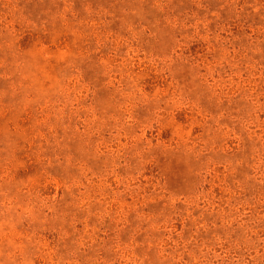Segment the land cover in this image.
<instances>
[{
	"label": "rangeland",
	"instance_id": "374dc122",
	"mask_svg": "<svg viewBox=\"0 0 264 264\" xmlns=\"http://www.w3.org/2000/svg\"><path fill=\"white\" fill-rule=\"evenodd\" d=\"M0 264H264V0H0Z\"/></svg>",
	"mask_w": 264,
	"mask_h": 264
}]
</instances>
